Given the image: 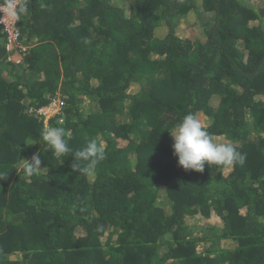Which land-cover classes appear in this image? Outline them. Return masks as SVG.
Masks as SVG:
<instances>
[{
    "label": "trees",
    "instance_id": "obj_1",
    "mask_svg": "<svg viewBox=\"0 0 264 264\" xmlns=\"http://www.w3.org/2000/svg\"><path fill=\"white\" fill-rule=\"evenodd\" d=\"M17 1L21 63L0 23V264H264V0ZM189 113L245 163L179 166L169 130ZM46 127L71 136L65 156ZM92 138L106 158L80 175Z\"/></svg>",
    "mask_w": 264,
    "mask_h": 264
},
{
    "label": "clouds",
    "instance_id": "obj_2",
    "mask_svg": "<svg viewBox=\"0 0 264 264\" xmlns=\"http://www.w3.org/2000/svg\"><path fill=\"white\" fill-rule=\"evenodd\" d=\"M4 11L13 19H16L18 18V14L24 11V6L21 4L20 7L17 8L14 0H9ZM0 19H2V17H0ZM24 50L25 49L22 47L19 49L18 54L23 56L22 53ZM56 102L59 103L60 113L61 103L59 99L38 111L39 115H43L46 121L53 117L52 115L48 116V108L56 104ZM46 111L48 112L47 114ZM169 131L174 141L172 145L173 154L178 158L179 166L185 170H194L202 173L206 163L219 168L220 166H230L233 164L242 165L246 161L245 153L239 151L231 142L217 141L214 135L208 131L198 115L194 113L185 115L182 121ZM39 136L57 157H63L71 151L69 148L71 136L63 127H46L41 130ZM105 158L106 149L104 143L97 138H92L87 142L85 147L74 153V163L72 167L73 170L79 172L80 175L89 176L94 174L98 164ZM21 160L26 161V175H33L42 169V161L39 153L33 154L31 160Z\"/></svg>",
    "mask_w": 264,
    "mask_h": 264
},
{
    "label": "built area",
    "instance_id": "obj_3",
    "mask_svg": "<svg viewBox=\"0 0 264 264\" xmlns=\"http://www.w3.org/2000/svg\"><path fill=\"white\" fill-rule=\"evenodd\" d=\"M15 5L17 6L18 1L14 0ZM6 5H2L0 3V13L2 19H0V23L4 26V30L6 32L7 36V42H6V49L9 51L11 48H14V50L21 49V34L19 33L16 23L18 18L13 19L11 16L7 15V13L4 11ZM56 104H53L50 106L49 109H52ZM48 112L46 111V114Z\"/></svg>",
    "mask_w": 264,
    "mask_h": 264
},
{
    "label": "rangeland",
    "instance_id": "obj_4",
    "mask_svg": "<svg viewBox=\"0 0 264 264\" xmlns=\"http://www.w3.org/2000/svg\"><path fill=\"white\" fill-rule=\"evenodd\" d=\"M248 2H249V4H252V5H254V4H262V0H248ZM8 60L9 61H12V62H16V63H20V62H22V60H23V56L22 55H20V54H18V50H14V48H11L9 51H8ZM59 103L58 102H56V106H54L52 109H49L48 108V111H49V115L48 116H54V115H56V114H58L59 113V105H58Z\"/></svg>",
    "mask_w": 264,
    "mask_h": 264
}]
</instances>
